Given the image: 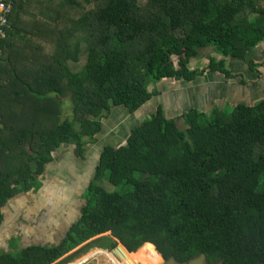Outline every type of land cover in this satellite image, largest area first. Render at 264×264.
I'll use <instances>...</instances> for the list:
<instances>
[{
    "label": "trees",
    "instance_id": "1",
    "mask_svg": "<svg viewBox=\"0 0 264 264\" xmlns=\"http://www.w3.org/2000/svg\"><path fill=\"white\" fill-rule=\"evenodd\" d=\"M7 1L0 224L8 200L40 187L51 153L61 144L83 153L112 106L132 113L155 94L150 84L193 80L202 71L189 63L204 48L221 56L207 67L228 76L226 60H244L264 43V0ZM83 198L59 243L13 245L0 264H52L105 232L136 264L140 247L153 263L200 253L209 263H264V96L174 118L157 107L125 144L103 147Z\"/></svg>",
    "mask_w": 264,
    "mask_h": 264
},
{
    "label": "crops",
    "instance_id": "2",
    "mask_svg": "<svg viewBox=\"0 0 264 264\" xmlns=\"http://www.w3.org/2000/svg\"><path fill=\"white\" fill-rule=\"evenodd\" d=\"M209 57L219 59L221 56L214 52L212 48L207 47L201 50L198 57L191 59L190 69L198 68L202 73L189 82L167 78L155 84H150L148 89L155 91V94L135 112L129 113L123 107L112 106L109 115L101 120L102 128L96 134L94 143L87 142L90 145L88 147L84 146L83 153H77L75 145L72 144H61L51 153V160L45 164L43 172L38 177L40 187L18 193L14 196L17 198L21 195L18 203H10V200H8L2 210V222L10 218L13 219L12 226L17 225V230L23 233V235L21 233L23 243L20 247L30 244L53 245L59 243L65 236L64 234L70 229L71 224L80 216L84 201H81L82 199H80V202L77 201L79 204L76 208L74 203H68L74 197L69 196L66 198V196L62 202L63 205L58 208L59 210L62 207L66 209L56 212L57 216H61L62 221L57 224L55 220L56 225L47 228V236H43L39 232L46 224L42 219L48 218L46 216L50 215L51 211L47 212L50 207L49 204H38L33 196L37 192L38 194L40 192H50L51 196L52 190L49 185L52 184V178L60 183L66 178L64 171L66 162L72 163L71 161H75L82 166L78 169L79 179L84 176L87 177L89 165L91 164V170H94L103 147L105 145L116 147L125 144L130 130L145 117L155 112L157 107H161L166 116L174 118L190 108L208 112L215 107H232L239 102L252 104L264 96V43L254 47L244 60H226V66L230 70L228 76L220 74L218 71H211L206 65L209 63ZM251 63L257 64L256 69H251ZM0 126H2L1 123ZM49 180L50 182H48ZM89 183L90 181H88V185ZM86 188L82 190L81 198H83V192ZM50 196H48L49 199ZM20 207L23 208L20 210ZM31 207L36 208L37 213ZM22 225H24V228ZM28 241L30 242L28 243Z\"/></svg>",
    "mask_w": 264,
    "mask_h": 264
},
{
    "label": "rangeland",
    "instance_id": "3",
    "mask_svg": "<svg viewBox=\"0 0 264 264\" xmlns=\"http://www.w3.org/2000/svg\"><path fill=\"white\" fill-rule=\"evenodd\" d=\"M206 60H204L205 63H207V61H208V60L207 61ZM201 61H203V60H201ZM206 65L208 66V64H206ZM88 143H94V141L88 142ZM88 143L84 146L88 147V145H90ZM72 145H74V144H72ZM71 162L72 163H69V162L65 163L64 171L66 174L65 175L66 178H64L61 183L52 178V184L49 185L50 189L52 190L51 196H50V192H40L39 194H42V195H39L37 192L33 196V198L36 200V203H38V204L39 203L49 204V206H50L49 209H47V212L51 211L50 215L46 216L48 218L42 219L46 224H44L42 229L39 230V232H41V234H43V236L48 235V233L46 232L47 228H50L52 225H56V223L58 224L62 221L61 216H59V215L57 216L56 212L60 211L58 208H59V206L63 205L62 202L64 201V197H66V196H67L66 198H68L69 196L74 197L73 200L68 202V203H70V204L74 203V207L76 206V208H77V204H79L80 199H82L81 201H84V199L81 198L82 190L85 187H87L88 181H91L93 179L94 170H91V167H92L91 164L89 165L90 168L87 172V177L84 176L82 179H79V177L77 175L78 169L82 166H80L75 161H71ZM48 182H50V180ZM103 185L109 190H111L113 188L111 185H109L106 182H103ZM19 196H21V195H19ZM19 196L17 198L13 197L12 199H10V203L11 202H14V204H16V202L18 203ZM48 196H50V199ZM77 201H79V202H77ZM5 206H6V204H5ZM55 207H57L56 209H58V210H56ZM22 208L23 207H20L19 209L21 210ZM31 208H33V207H31ZM33 209H34V212L37 213L36 208H33ZM17 211H18V208H17ZM55 213H56V216L54 215ZM13 222H14V220L13 219L11 220V218H10L9 220L2 222L0 224V237L2 236V232L4 233V235H5V233H7L10 237L14 232L17 231L18 226L17 225L12 226L11 223H13ZM54 222H56V223H54ZM22 227L24 228V225H22ZM19 232L22 233V231H19ZM104 234L109 235L110 233L105 232ZM96 238H98V237L97 236L93 237L92 239L88 240L87 242L78 245L77 247L73 248L71 251L64 254L62 257H60L58 260H56L52 264H58L60 260L71 255L73 253V251L80 250L81 248H83L82 246H84L85 244H87L88 242H90L91 240H94ZM113 239H115V238H113ZM101 241H102V237L96 240V245L101 243ZM29 242L30 241H28V243ZM107 243H108V241L105 240L102 243V245L106 246ZM118 244H120V242H118L117 245ZM113 254H114L113 252H107V251L101 250V247H99V246H92L87 250H83V251L79 252L77 256H75L74 258H72L70 261H68L65 264H122L117 258H115V256H113ZM137 254H138V258L140 257L142 260H144V261H142V264L159 263V262L153 263V260L150 259L149 257H146L145 259H143L142 258L143 253L141 252V250L138 251ZM154 260H157V259L154 258Z\"/></svg>",
    "mask_w": 264,
    "mask_h": 264
},
{
    "label": "flooded vegetation",
    "instance_id": "4",
    "mask_svg": "<svg viewBox=\"0 0 264 264\" xmlns=\"http://www.w3.org/2000/svg\"><path fill=\"white\" fill-rule=\"evenodd\" d=\"M82 206H83V204H82ZM64 209H66L65 207H62V208H60V210H64ZM68 209V208H67ZM77 220V219H76ZM6 235V236H5ZM5 235H4V233L2 232V236L0 237V251L1 252H4V251H8L9 249H11V247L13 246V245H16V246H21L22 245V243H23V241H22V235H23V233H22V235H21V233L19 232V230H17L16 232H14L10 237H9V235L7 234V233H5ZM65 235V234H64ZM103 235V236H102ZM98 238H96V239H94V240H91L90 242H88L87 244H85L84 246H82L83 248L85 247V246H87L88 244H90V243H92V242H94V241H96L97 239H99V238H101L102 237V241L104 242L106 239L104 238V237H110V234L109 235H106V234H104V233H102V234H99V235H96ZM96 236H94V237H96ZM93 237H91L90 239H92ZM90 239H88V240H90ZM88 240H86V241H84L83 243H85V242H87ZM12 243V244H11ZM82 244V243H81ZM124 246V245H123ZM77 247V246H76ZM108 247V248H107ZM116 247V246H115ZM125 247V246H124ZM114 248V246H112V244L110 243V242H108L107 243V245H106V247H103V248H101V250H104V251H107V252H112V249ZM82 249V248H81ZM125 249L127 250V248L125 247ZM141 249V247L140 248H138L137 250H135V251H132V252H137V251H139ZM128 251V250H127ZM75 252H77V250L76 251H73V253H75ZM128 252H130V251H128ZM72 253V254H73ZM160 259V258H159ZM161 261H162V259H160Z\"/></svg>",
    "mask_w": 264,
    "mask_h": 264
},
{
    "label": "built area",
    "instance_id": "5",
    "mask_svg": "<svg viewBox=\"0 0 264 264\" xmlns=\"http://www.w3.org/2000/svg\"><path fill=\"white\" fill-rule=\"evenodd\" d=\"M13 9V3L7 0H0V44L7 37L8 31L11 29L9 16Z\"/></svg>",
    "mask_w": 264,
    "mask_h": 264
},
{
    "label": "water",
    "instance_id": "6",
    "mask_svg": "<svg viewBox=\"0 0 264 264\" xmlns=\"http://www.w3.org/2000/svg\"><path fill=\"white\" fill-rule=\"evenodd\" d=\"M120 246L125 249L123 244L120 243V244L116 245V247H114L112 249V252L115 249H118ZM159 264H223V259H220V260H218V261H216L214 263H209L208 260L206 259V256L203 253H200L198 256H196L194 258H191V259H189L187 261H177L174 257L170 256L169 258H167L166 260L162 261ZM259 264H264V263H259Z\"/></svg>",
    "mask_w": 264,
    "mask_h": 264
},
{
    "label": "bare ground",
    "instance_id": "7",
    "mask_svg": "<svg viewBox=\"0 0 264 264\" xmlns=\"http://www.w3.org/2000/svg\"><path fill=\"white\" fill-rule=\"evenodd\" d=\"M113 253V256H115V258H117L122 264H136L132 257L121 246L118 249H115Z\"/></svg>",
    "mask_w": 264,
    "mask_h": 264
}]
</instances>
